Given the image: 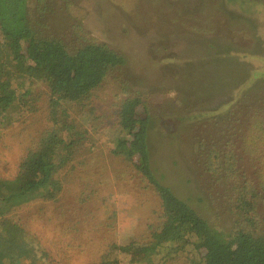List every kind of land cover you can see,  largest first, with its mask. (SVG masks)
Returning a JSON list of instances; mask_svg holds the SVG:
<instances>
[{
  "label": "trees",
  "instance_id": "trees-1",
  "mask_svg": "<svg viewBox=\"0 0 264 264\" xmlns=\"http://www.w3.org/2000/svg\"><path fill=\"white\" fill-rule=\"evenodd\" d=\"M207 1H198L197 13L222 3ZM184 7L137 53L92 31L87 11L74 14L65 36L53 0H0V124L28 122L0 147L2 158L17 155L13 170L8 162L0 170V264H20L32 245L29 264H264V79L235 82L231 72L202 70L232 62L243 49L223 38L241 34L226 29L224 8L196 17ZM208 43L204 57L213 58L195 59ZM175 49L192 68L164 65ZM158 60L160 72L151 73ZM100 139L96 159L89 152ZM182 139L194 141L185 144L197 154L186 162L181 149L163 152L175 147L163 141ZM123 175L147 190L139 228L135 220L121 224L111 199ZM47 200L70 236L51 238L16 214ZM212 203L221 225L202 217V205Z\"/></svg>",
  "mask_w": 264,
  "mask_h": 264
},
{
  "label": "rangeland",
  "instance_id": "rangeland-1",
  "mask_svg": "<svg viewBox=\"0 0 264 264\" xmlns=\"http://www.w3.org/2000/svg\"><path fill=\"white\" fill-rule=\"evenodd\" d=\"M199 0H67V4L64 0H53V5L55 7L56 13H61L63 17L62 19H58L60 22L56 23L57 29L64 33L65 36L69 35L71 31L67 30L68 22L70 19L73 21L76 19V15L78 14H89L86 18L88 21V27L92 31H98L102 33L103 40H110L111 44L118 45L121 48H130L136 50L137 53H140L146 48V43L144 42V38L153 36L156 32L159 35L164 33L162 26H167L171 23V17H165L167 14L176 15L178 8L184 7V12L187 15H191L190 9L196 14L201 6L196 5ZM223 3L226 2L228 5H236L240 9L244 10L245 12L249 13L252 17H256L257 20H261L264 22V4L261 0H221ZM216 3V0H208L207 4ZM113 10L111 11V9ZM115 11V12H113ZM117 14V15H116ZM192 14V15H194ZM116 15L115 17H112ZM260 15V16H259ZM165 19V20H164ZM160 27V30H158ZM162 28V29H161ZM263 28V29H262ZM259 34L264 37V25H262ZM95 34V33H94ZM166 35V34H165ZM167 38H169L167 36ZM176 41V39H174ZM263 43L264 40L262 39V51H263ZM183 45L179 41L177 43V48H182ZM176 49L173 55L170 58H167L166 62L164 63L172 67L175 66H183L185 68H192L193 67V59H186L183 61V55H178ZM196 53V52H195ZM149 53L145 52L142 55V58L148 57ZM202 54L199 56L197 55L194 57L201 61ZM178 58L180 61L178 62ZM157 59V58H155ZM219 59V58H218ZM183 61V62H182ZM159 63L153 66L150 72H155L156 74L160 72V68L163 66L161 60H158ZM257 72L260 77H256V79L262 78V71H264V60L258 62ZM137 69V68H136ZM146 81L148 78L145 79ZM27 84V81H25ZM154 83V82H150ZM33 89L38 88V84L30 85ZM113 87V85H108ZM176 98L177 95L175 91L170 92V98ZM173 103L175 100L170 99ZM99 107L103 108L104 104L101 99L98 100ZM190 123L189 126L192 127V131L197 130V126ZM27 120L23 119L22 121H18V123L12 127H9L8 124H0V133H3V136L0 137V147L7 143L13 135V131L23 129V127L27 126ZM190 131L189 136L185 138L188 140L192 138L193 132ZM92 137V136H91ZM160 135L154 134L153 138H159ZM183 143L177 145L175 140H167L162 142V146H171V143L175 146L173 148L164 149L163 152L168 156L172 153H177L179 149H181L180 157L181 159L186 162L190 156H196V152L194 148H190L191 145L185 144L194 141L188 142L182 139ZM91 144L97 142L95 137L90 139ZM98 147L93 146L94 150L90 151L89 153H94L95 151V158L97 159L99 156H102V149L103 145L101 144V139L98 141ZM17 155H12L10 159H7V156H0V170L3 168L4 165L8 162L12 170L15 167ZM194 167V165H193ZM194 169V168H193ZM95 171V168L92 169V173ZM196 172V171H195ZM197 173V172H196ZM121 176V175H120ZM73 178V176H71ZM76 178V176H74ZM116 179V177L114 176ZM114 179V180H115ZM71 182V181H70ZM74 185V183H70L69 186ZM109 184L108 186H110ZM75 186V185H74ZM107 186V187H108ZM137 183H132L129 180V176L123 175L121 180L118 183L117 188H115V195L111 197L112 201L117 203V207L119 208V212L117 213L118 219H120L121 224L129 223L132 220H135L138 228L140 227V221L142 214L144 212V203H146L145 198L147 199V190L143 188H136ZM76 187V186H75ZM151 200V199H150ZM60 203H57L59 213ZM231 203H228L230 206ZM27 206V205H26ZM25 206V207H26ZM20 209L16 214L20 218L21 221L27 223L28 227L36 229L42 233L51 236V238L57 237H65V235L70 236V226L69 230H67L68 221L59 222L55 219V205L51 200H47L44 202L41 201H34L28 205V207ZM18 209V208H15ZM204 211V216L206 217L205 220L210 221L216 220L218 225L223 224L219 222L213 214H215L216 206L214 203L205 206L202 205L201 208ZM13 213V212H12ZM11 213V216H12ZM213 213V214H212ZM14 217V215H13ZM229 224V223H228ZM227 224V226H228ZM122 229L125 230L126 226L122 225ZM124 234V233H122ZM130 236L127 235L126 238L118 237V242L123 243ZM35 247L32 245L31 248L24 254L21 253V262L20 264H29L30 262L33 263L35 260L33 258H29V256H33L35 254ZM8 257H11L9 255ZM34 260V261H33ZM77 264H81V261H75Z\"/></svg>",
  "mask_w": 264,
  "mask_h": 264
},
{
  "label": "crops",
  "instance_id": "crops-1",
  "mask_svg": "<svg viewBox=\"0 0 264 264\" xmlns=\"http://www.w3.org/2000/svg\"><path fill=\"white\" fill-rule=\"evenodd\" d=\"M220 8H224L227 11L226 14L228 18L225 23L226 29L240 31L241 34L240 39L237 41H229L223 38V42L227 44L230 48L236 47L243 50L235 51L231 53L230 60L232 62H230L227 65L215 66L211 64H206L204 67H202V70L210 71V72L213 71L215 73L231 72L233 74V80L235 82H241L250 75L254 76V78L260 77L258 73L257 74L254 73H256V71L258 70L257 69V66H259L258 62L264 60V43H263V51H262V39L264 40V37L262 38V36L259 34L262 26L260 25L259 22H257L256 17H252L251 15H249V13L240 9L238 6L228 5L226 2L224 3L222 2L220 5H218L217 7H215L214 9H212L207 13H203V14L197 13L194 15L196 17H200L204 15L209 16L217 12ZM262 25H264L263 21H262ZM213 35L215 34H212L210 40L212 39ZM249 38H253L255 42L254 44L247 46L244 43ZM222 48L225 49L224 45L222 46ZM212 50L213 49L210 47L208 43V50L204 51L205 53H203L201 57L202 58L204 56L206 57L207 55L205 54L211 53ZM229 50L230 49H228V51ZM212 58L213 57H208L205 59L210 60ZM246 68H249L251 73H246L245 77L243 78Z\"/></svg>",
  "mask_w": 264,
  "mask_h": 264
}]
</instances>
